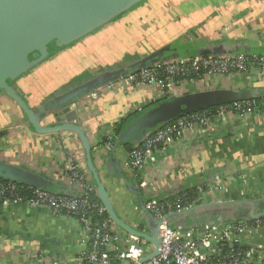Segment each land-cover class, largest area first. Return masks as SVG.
Segmentation results:
<instances>
[{
    "label": "crops",
    "instance_id": "crops-1",
    "mask_svg": "<svg viewBox=\"0 0 264 264\" xmlns=\"http://www.w3.org/2000/svg\"><path fill=\"white\" fill-rule=\"evenodd\" d=\"M121 24L129 32L128 40L119 38L117 45L112 38L93 42L99 35H111ZM93 46L101 58H96L95 51L91 50ZM164 49H167L164 58L168 60L194 54L205 56L211 51L264 54V1L147 0L95 33L63 48L18 79L15 85L30 107L45 109L41 112V123L52 125L56 123L52 109L61 97L96 77L108 76ZM118 53L121 58L109 64L110 56L116 60ZM95 67L102 72L96 75ZM218 89L253 90L264 95V83L248 87L237 78L224 80ZM96 92L98 97L90 99L85 95L77 100L80 104L77 109L71 108L77 111L76 123L89 136L94 163L117 213L130 225L132 222L150 225L140 207L138 183L121 164L129 145L120 142L114 156L103 145L116 123L136 112L151 111L147 107L153 93L147 87L118 92L101 87ZM146 124L143 119L141 129ZM140 143L141 140L131 146ZM69 155L90 174L86 153L77 135L36 133L19 106L0 93V161L45 180L43 187H31L80 195L67 182L63 159ZM155 165L159 178L157 194L161 199L210 183L217 174L237 182L243 174L247 175L252 190L248 200L263 205L264 122L229 124L211 135L176 143L172 149L157 155ZM233 195L236 197L238 193L235 191ZM217 198H212L210 204L223 202ZM201 210L195 213L201 215L207 211ZM81 238L82 229L72 217L43 207L0 203V264H53L56 260H73L81 252ZM244 240L248 245L264 244V233L246 235Z\"/></svg>",
    "mask_w": 264,
    "mask_h": 264
},
{
    "label": "built area",
    "instance_id": "built-area-1",
    "mask_svg": "<svg viewBox=\"0 0 264 264\" xmlns=\"http://www.w3.org/2000/svg\"><path fill=\"white\" fill-rule=\"evenodd\" d=\"M236 78L248 87L264 83V54L205 55L161 61L105 87L113 92L147 87L153 93L150 102L156 103L174 96L218 89L224 80ZM96 91L89 93L88 98L98 97ZM78 106L76 101L71 108ZM248 121L264 122V99L223 105L212 114L180 117L150 133L121 158L124 171L138 183L144 209L160 222L158 253L148 259L145 258L155 251L153 245L147 239L122 230L105 215L106 209L99 202L91 175L83 171L73 156L63 159L64 167L69 186L80 195H66L9 181L0 182V203L43 207L75 219L83 233L81 252L73 260H56L53 264H264V244L248 245L244 240L246 235L264 233V218L191 227L174 224L168 219L169 215L210 204L215 197L223 202L248 200L252 190L247 175H240V182H237L232 177L217 174L210 183L196 187L198 199L194 201L186 196L161 199L157 194L159 178L155 164L160 152L190 138L211 135L226 125ZM114 145V136L110 133L103 146L112 152ZM131 227L150 235L148 225L135 222Z\"/></svg>",
    "mask_w": 264,
    "mask_h": 264
},
{
    "label": "water",
    "instance_id": "water-1",
    "mask_svg": "<svg viewBox=\"0 0 264 264\" xmlns=\"http://www.w3.org/2000/svg\"><path fill=\"white\" fill-rule=\"evenodd\" d=\"M146 1L147 0H0V93L12 99L19 106L24 117L36 133L45 135L68 132L77 135L85 150L87 167L91 178L95 182L99 200L105 207L109 217L119 228L130 234L147 239L153 245L155 251L145 258L148 259L156 256L158 253V226L160 222L155 220L144 209L142 193L139 186H137V189L139 190L141 199L140 207L149 219L150 225L148 226L150 235H145L133 229L131 225L117 213L94 163L93 149L89 136L84 128L76 123L77 111L71 110V105L83 96L101 87L110 85L131 73L139 72L158 62L167 61L168 59L164 58L167 49L142 59L141 61L134 62L132 65L115 71L108 76L96 77L73 89L55 102L56 106L52 109V115L56 123L52 125H43L41 123L42 113L45 109L41 108L35 110L30 107L26 98L18 92L15 85L18 79L29 74L45 60L59 53L63 48L95 33L97 30L113 22L121 15L139 7ZM209 54H237V52L211 51ZM72 96L75 97L73 101L69 100ZM261 96L262 95L256 94L253 90L242 92L230 89H214L170 97L158 104L156 110L159 112L163 107H169L171 103L185 99H187L190 106H195L193 110H196L202 107L224 103L229 104ZM219 98H222V100L218 101ZM198 104L201 107H199ZM179 111L182 112L181 110ZM159 113V116L156 117H150L146 114V123L152 124L155 123V121H168L177 116L174 111ZM148 124L142 126V131L140 134H137V138L134 140L135 142L139 140L142 141L148 136L150 133ZM134 132L135 131H131V133ZM120 145L119 142L115 143L111 156L115 155V151ZM126 148L128 151H131L133 147L129 145ZM0 177L39 188L45 185V180L38 175L2 161H0ZM244 202H248V200L208 204L197 207L190 212L169 215L168 219L172 220L174 218L183 217L188 213L197 212L198 210L218 204H236ZM263 215L264 213L253 214L252 211L249 217L260 218ZM188 222V219H185V223H180L186 227L199 226L211 222V219L209 217L197 216L196 218L194 217L192 224Z\"/></svg>",
    "mask_w": 264,
    "mask_h": 264
},
{
    "label": "trees",
    "instance_id": "trees-1",
    "mask_svg": "<svg viewBox=\"0 0 264 264\" xmlns=\"http://www.w3.org/2000/svg\"><path fill=\"white\" fill-rule=\"evenodd\" d=\"M247 55H251L249 53H245ZM196 54H194L195 56ZM54 56V55H53ZM193 56V55H192ZM167 61H173L171 60H167ZM75 97L72 96L69 100H75ZM264 99V95H262L261 97L258 98H254V99H250V100H256V101H260ZM164 100H160L158 102H152L150 104H148L147 108H151V111L144 113V111H140V112H136L134 114L129 115L128 117H126L125 119L121 120L119 123H116L113 127V130L111 131V133L114 136V144L116 142H122V145H132L135 141V139L137 138V134H140L142 129H141V123L143 121V119H145L146 114H148V116L152 117H156L159 116V112H165L167 113L174 111L177 116H175L173 119L168 120V121H155V123L152 124H148L150 127V131L149 132H154L157 129L163 127V126H167L169 124L174 123L178 118L180 117H184V116H190L192 114L195 113H209L212 114L214 112H216V110L223 105H230L232 103H224V104H218V105H214V106H207V107H202L200 109H196L193 110V108L195 106H190V104L187 102V99L182 100V101H178L175 103H171L169 105V107H163L161 111H157L156 110V106L158 104H160L161 102L165 101ZM193 100V99H192ZM222 98H219L218 101H221ZM199 107H201L198 104ZM192 108V109H191ZM179 110H181L182 112H180ZM179 115V116H178ZM153 117V118H154ZM159 126V127H158ZM157 127V128H156ZM155 128V129H154ZM131 131H135L134 133H131ZM108 137V136H107ZM107 141V140H106ZM105 141V142H106ZM104 142V143H105ZM9 181H13V180H9L6 179L4 177H0V182L6 183ZM17 183H21L18 181H14ZM92 183L93 185L96 187L94 180L92 179ZM21 184H25V183H21ZM27 186H30L28 184H25ZM186 196L189 201H194L196 199H198V196L196 194V188H190L188 190L185 191H181L179 193H177L176 195H174V198L177 197H184ZM99 202L101 203V201L99 200ZM205 210V209H202ZM201 210V211H202ZM207 211H205L204 213H202L201 215L198 213L191 212L188 213L186 215H184L182 219H184L182 222L185 223V219H188V223L192 224L194 217L196 218L197 216L200 217H209L211 219V222L209 223H204L201 224L199 226H204L206 224H210V223H225V222H234V221H239L242 219H255V218H251L249 217L251 212L253 211V214H258L256 213H264V204L263 205H258L250 200H248V202H244V203H236V204H218L212 207H208L206 208ZM260 210V211H259ZM107 217H109L108 213L105 214ZM264 218V215L261 217Z\"/></svg>",
    "mask_w": 264,
    "mask_h": 264
},
{
    "label": "rangeland",
    "instance_id": "rangeland-1",
    "mask_svg": "<svg viewBox=\"0 0 264 264\" xmlns=\"http://www.w3.org/2000/svg\"><path fill=\"white\" fill-rule=\"evenodd\" d=\"M127 32H128L127 28H125L124 24H121L120 27H118V28H116V29L113 30V32H112L111 35H99L96 39H94L95 41L93 40V42L97 43V42H101V40L108 41L109 39L111 40V38H112L114 40V43H116V45H117V43L119 41V38H125V39L128 40V38L126 37V35L129 32L128 33ZM95 47L96 46L91 47V50L92 51H95L96 58H101V55H97L98 54V51H97V49ZM111 55H112V53H111ZM102 56H104V55H102ZM120 58H121V53H118L116 55V60H115L114 56L112 58L110 56V59H108V62H109V64H113V63H115ZM95 68H97V67H95ZM93 71H94V73H96V75L99 74L100 72H102V71H99L98 68L97 69H94ZM58 77H59V79H61V77L59 76V74H58ZM65 80L66 79H64V81ZM133 216H135V214H133ZM135 218H136V216H135ZM183 220L184 219H181V220H176L175 218L172 219L173 222H182ZM131 224H133V222Z\"/></svg>",
    "mask_w": 264,
    "mask_h": 264
}]
</instances>
